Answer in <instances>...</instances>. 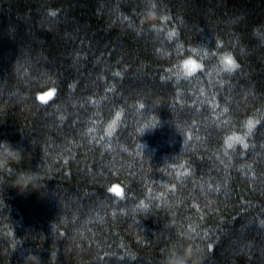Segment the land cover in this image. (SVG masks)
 <instances>
[{"label":"trees","instance_id":"obj_1","mask_svg":"<svg viewBox=\"0 0 264 264\" xmlns=\"http://www.w3.org/2000/svg\"><path fill=\"white\" fill-rule=\"evenodd\" d=\"M233 134L249 148L226 155ZM4 140L24 159L0 171V264H163L189 244L264 264V0H0Z\"/></svg>","mask_w":264,"mask_h":264},{"label":"clouds","instance_id":"obj_2","mask_svg":"<svg viewBox=\"0 0 264 264\" xmlns=\"http://www.w3.org/2000/svg\"><path fill=\"white\" fill-rule=\"evenodd\" d=\"M157 14L153 8L146 10L144 20L145 22L152 23ZM231 56V54H225ZM225 55L219 58L220 70L226 73L233 72L238 63L235 62L234 58L232 61H226ZM203 65L198 63L196 59L188 58L183 61L182 70H177V74L185 79L193 77L198 70L202 69ZM53 93H49L48 96H53ZM45 100L48 97H44ZM120 119V113L117 112L115 119H113L106 128V134L112 136L116 130L117 121ZM143 131V129L141 130ZM239 144L243 145L244 141L242 137L236 136L233 134L230 137H227L224 141L225 143V154H228V150H235V146ZM246 147V145H245ZM24 159V152L20 147H14L10 141L4 140L0 141V171L6 169H12L14 165H19ZM40 179L39 175L35 172L29 170H21L18 172L16 179L13 181V187L16 188L21 194L34 191L37 187V181ZM112 193L119 197L120 199L124 196L123 188H115L112 190ZM143 206V205H142ZM194 231V229H192ZM186 239H193L191 236H186ZM199 250L193 248L189 244L186 248H183L182 251L171 250L163 260V264H199V256L197 252ZM21 264H42L41 258L38 254H34L31 251H28L27 254L20 255Z\"/></svg>","mask_w":264,"mask_h":264},{"label":"snow or ice","instance_id":"obj_3","mask_svg":"<svg viewBox=\"0 0 264 264\" xmlns=\"http://www.w3.org/2000/svg\"><path fill=\"white\" fill-rule=\"evenodd\" d=\"M53 15H55V14H53ZM173 35H175V33H173V32H170V33L168 34L169 38H172ZM233 58H234V57H233L232 55H231V56L225 55V60H226V61H232ZM234 60H235V62H237L235 58H234ZM238 67H239V65L237 66V68H238ZM231 73H232V72H231ZM53 97H54V95H53ZM227 111H228V109H227ZM227 111H226V112H227ZM261 123H262L261 120H257V121H255V123L253 122L252 119L247 120V122H246L247 133H246L245 135H246V136H251V135L253 134V130H254V128H255L257 125L261 124ZM231 136H232V135H231ZM236 136H239V137H242V138H243L244 144L242 145V147H243V149H248V148H249V144L245 142V137L240 136V135H236ZM229 137H230V136H229ZM237 144H239V142H237ZM239 145H241V144H239ZM245 145H246V147H245ZM234 151H235V150H234ZM209 247H211V246H209Z\"/></svg>","mask_w":264,"mask_h":264},{"label":"rangeland","instance_id":"obj_4","mask_svg":"<svg viewBox=\"0 0 264 264\" xmlns=\"http://www.w3.org/2000/svg\"><path fill=\"white\" fill-rule=\"evenodd\" d=\"M41 97V96H40Z\"/></svg>","mask_w":264,"mask_h":264}]
</instances>
